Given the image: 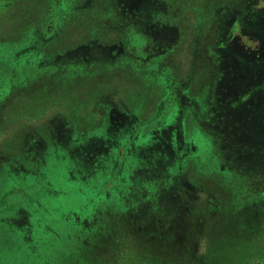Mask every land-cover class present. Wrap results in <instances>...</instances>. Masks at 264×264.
<instances>
[{
	"label": "rangeland",
	"instance_id": "1",
	"mask_svg": "<svg viewBox=\"0 0 264 264\" xmlns=\"http://www.w3.org/2000/svg\"><path fill=\"white\" fill-rule=\"evenodd\" d=\"M112 1L122 13L110 8L97 33L82 23L98 0L9 7L19 22L0 43V264L173 263L175 250L189 264L216 252L214 240L242 226L264 193L248 186L264 155L254 149L260 123L264 148V97L249 100L255 111L239 105L248 87L226 85V71L210 89L200 79L171 94L186 82L185 52L158 53L170 33L145 28L136 0ZM244 44L264 63L263 43ZM147 48L156 54L144 61ZM223 89L236 93L228 107ZM237 169L241 199L223 188Z\"/></svg>",
	"mask_w": 264,
	"mask_h": 264
},
{
	"label": "trees",
	"instance_id": "2",
	"mask_svg": "<svg viewBox=\"0 0 264 264\" xmlns=\"http://www.w3.org/2000/svg\"><path fill=\"white\" fill-rule=\"evenodd\" d=\"M49 1L53 3L54 0ZM98 1L100 2V5H97L98 12L93 14L94 18L88 25L82 23L83 31L85 28L90 27L91 30L89 29V31L97 33L95 31L98 30L96 25H106L107 21L105 19L109 14L110 8L115 15L121 12L122 7L115 5L112 0V4L110 0ZM136 1L137 5H140V9H142L141 12L144 14V17L141 19L144 21L145 28H150L152 32L153 30L167 31L170 33V37L172 36L167 42V46L165 47L164 44L158 53L165 56V51L169 48L174 55L185 52L188 68L186 74L181 75V77L185 76L186 82H177L175 86L169 87L168 89L172 92L175 91L174 93L170 91L171 94L178 95L184 86L189 92L193 83H196L195 81L200 79L205 81V84H200L201 88L205 86L207 89H210L214 82L212 81L213 78L219 74L218 71H226L224 74L227 80L226 85L231 86L237 92L243 86L248 87L243 95L238 96L239 105H245L248 110L255 111L251 109L254 108L257 101L249 102V100L257 94L264 97V63H259L261 59L258 57L256 59L254 56L246 55L247 46L244 42L250 38L253 41V45L264 44V0ZM0 3V43H2V41L8 39L6 36L10 28L19 22V19L10 17L8 13L9 7L20 3H22V7H27V9L29 8L32 11L33 9H37V7L33 4L34 0H0ZM99 17H102L101 23L97 22ZM112 28L116 31L121 30V27L116 28L114 25ZM232 30L236 34H233ZM101 39L103 40V38ZM235 41L238 44H235ZM179 49L181 50L180 52ZM228 49H231L232 54H236H231L234 61L230 60ZM146 53L144 61L156 54L150 48H147ZM129 59L126 58L125 60ZM244 60H248V62H245L246 64L239 62ZM247 64L251 66V69H249ZM174 75L176 76L175 73ZM229 91L230 89H223L219 92L220 106L225 105V107H228L227 100L229 101L236 94L233 92V96H231L229 95ZM190 94L193 95V93ZM262 107H264V104H260V109L257 108L259 111L256 112L262 113ZM225 111H223L224 114ZM233 112L231 111V114ZM242 113L243 115L246 113L244 108ZM225 116L227 115L225 114ZM260 125L258 127L256 124L254 127V132L259 137L255 141L257 144L254 146V149L257 151L264 150L263 143L259 142L262 141V123ZM257 155V160H255L256 167L248 172L252 174L249 177L248 185L251 190V186H255V184L264 185V155L262 157L261 151ZM258 160L260 164H257ZM242 174L243 171L239 172L238 169L235 170L231 174V179L228 178L230 182L223 186L234 199H241L240 192L248 190V187L244 185L242 180ZM261 189H264V186ZM258 194L256 192L253 195L254 198L251 200L253 204L251 202L249 204L250 214L243 225L234 230L225 228L222 231L224 233L222 237L214 240L216 252L205 249L203 254H193L189 256V264H264V193ZM34 222H37V219ZM127 239V237L124 238L125 241ZM125 241L123 244L121 239L122 245H125ZM134 242H132V245ZM179 242L181 247L178 248L182 250V247L185 248L188 239L182 237ZM148 243L150 246L149 241ZM132 245L129 248L130 251H133ZM109 252V257L112 255L114 258L115 250L110 249ZM175 254V262L173 261V263L169 262V260L167 261L168 263H163L161 259H159V262L153 259L152 264H185L182 251L175 250Z\"/></svg>",
	"mask_w": 264,
	"mask_h": 264
}]
</instances>
